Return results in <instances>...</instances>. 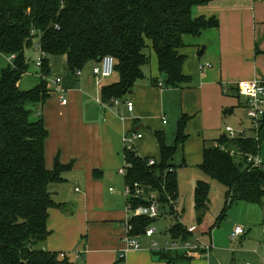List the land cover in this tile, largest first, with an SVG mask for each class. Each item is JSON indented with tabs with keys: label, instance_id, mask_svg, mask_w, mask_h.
Masks as SVG:
<instances>
[{
	"label": "trees",
	"instance_id": "16d2710c",
	"mask_svg": "<svg viewBox=\"0 0 264 264\" xmlns=\"http://www.w3.org/2000/svg\"><path fill=\"white\" fill-rule=\"evenodd\" d=\"M209 1L0 0V54L14 56L12 65L0 73V264H66V258L59 261L58 255L41 249L48 236L47 210L61 208L52 200L49 186L63 183L62 174L72 168V163L61 165L58 161L52 170L45 168L48 131L41 107L50 92L45 80L52 75L49 58L65 57L69 73L75 74L91 62L112 56L119 82L101 91V101L110 103L133 91L149 65L152 49L163 86L182 89L192 80L182 73L185 57L178 51L184 46L183 36L197 37L204 30L218 28L215 19L192 15L194 7ZM36 43L42 53L40 83L32 90L21 91L19 82L29 66L24 53ZM150 83L156 86L159 79L153 78ZM233 110L223 109V116ZM189 119L182 115L178 120L174 146L167 147L164 138L157 135L158 158L125 153V162L130 165L125 184L137 182L156 193L163 209L168 198H177L171 161L177 146L187 139ZM258 133V138H230L225 134L213 144L203 143L199 169L226 188L228 207L238 203L264 205V171L246 162L248 155L258 154L263 143L264 114ZM150 159L155 163L147 166ZM208 192L205 182L196 183L194 208L198 214L208 208ZM154 223L147 218L133 219L131 234L141 237ZM167 233L183 240L192 235L179 222ZM169 254L159 253L161 258Z\"/></svg>",
	"mask_w": 264,
	"mask_h": 264
},
{
	"label": "crops",
	"instance_id": "0c3cea01",
	"mask_svg": "<svg viewBox=\"0 0 264 264\" xmlns=\"http://www.w3.org/2000/svg\"><path fill=\"white\" fill-rule=\"evenodd\" d=\"M192 15L213 18L218 28L204 30L197 37L183 36L184 46L178 51L185 57L182 73L192 80L182 89L163 86L152 49L143 78L132 92L117 99L119 104L101 101L102 89L119 82L116 72L97 85L92 69L99 62L89 63L77 76L69 73L65 57L49 58V78L61 77L59 87L65 91L67 103L61 105L59 96L50 89L41 107L48 131L45 168L52 170L56 161L61 165L72 163V168L62 174L63 183L49 186L52 200L61 208L47 210L48 236L41 249L56 255L67 253L66 264H120L118 255L124 253L126 235L125 182L118 173L125 157L123 135L140 133L142 137L133 143L134 153L140 158H158L157 135L164 138L167 147L174 146L177 122L187 115V139L177 146L171 163L175 167L188 163L198 166L204 141L213 144L226 134L225 128L222 132L219 129L220 124L231 116L240 121L245 118L238 84L264 79V0H210L207 5L194 7ZM201 46L205 51L198 57ZM207 64L209 67L204 66ZM153 78L159 79L156 86L150 83ZM125 101L133 104L132 112L126 109ZM230 108L233 112L224 117L222 110ZM250 132L244 135L253 137ZM263 149L264 140L258 152L264 165ZM176 202L178 205V194ZM214 232L211 230L208 236L212 244ZM245 235L246 231L237 239ZM140 243L141 250L125 253L121 263L217 264L220 258L215 248L208 258L173 253L168 259L161 258L149 251V239L140 237Z\"/></svg>",
	"mask_w": 264,
	"mask_h": 264
},
{
	"label": "rangeland",
	"instance_id": "374dc122",
	"mask_svg": "<svg viewBox=\"0 0 264 264\" xmlns=\"http://www.w3.org/2000/svg\"><path fill=\"white\" fill-rule=\"evenodd\" d=\"M24 57L29 66L20 79L19 89L29 91L40 83V68L36 65L40 61L39 50L34 46L28 48ZM8 65L5 56L0 54V73ZM58 70L56 68L57 74ZM36 115L37 111L34 116ZM239 119L234 116L227 117L219 129L222 132L225 126H229L250 135L249 122L245 118L243 122ZM199 165L188 163L186 166L175 167L179 203L173 216L164 215L155 221L154 226L162 234L158 238H167L168 229L176 222L191 231L192 235L200 236L202 240L207 239L213 230V246L220 253L217 264H264V230L261 227L264 223V205L238 203L226 206V188L218 181L206 177L200 171ZM198 181L205 182L209 189L208 208L199 214L194 208V189ZM236 226L246 231V235L230 242L228 234Z\"/></svg>",
	"mask_w": 264,
	"mask_h": 264
},
{
	"label": "built area",
	"instance_id": "2783aa9c",
	"mask_svg": "<svg viewBox=\"0 0 264 264\" xmlns=\"http://www.w3.org/2000/svg\"><path fill=\"white\" fill-rule=\"evenodd\" d=\"M55 29L59 28L55 26ZM35 33L34 31L31 34ZM34 47L39 50L40 53V44H34ZM41 56L40 53V61L36 64L39 68L41 66ZM14 56L11 55L9 57H5V60L8 64L12 65V61ZM114 64L115 60L112 56H104L99 60V65L92 69V74L94 76L95 82L97 85L100 84L101 80L104 78L110 77L114 72ZM209 67V65H204ZM80 71H77L75 75H79ZM45 80L50 84L51 91L56 93L59 96L60 104L65 105L67 103V99L65 97L66 93L63 89L59 87L61 82V77L54 78H45ZM238 94L243 98V105L241 107L242 114L249 122V127L254 133L253 137L258 138V128L259 121L264 114V79L254 78L247 81H242L238 84ZM98 103L103 104L100 100H97ZM110 103L119 104L118 100H111ZM126 109L128 112L133 111V104L130 101L124 102ZM165 124L166 121L163 120ZM225 133L230 138H235L238 136L246 137L242 131H236L233 128L226 126ZM142 135L140 133H132L129 135H123L122 143L124 146L125 153L133 152V143L134 141L140 139ZM135 154V153H134ZM136 155V154H135ZM137 156V155H136ZM246 162L251 166V168H263V162L258 154L256 155H248L246 157ZM155 161L150 159L147 162V166L154 165ZM130 167L128 163L125 162L118 170V173L123 177L126 176L127 169ZM112 191V189H110ZM122 195L125 201V219L123 222V227L126 232L124 237L125 250L124 253H119L118 259L120 264L124 258L125 253L129 251H139L141 250L140 237L133 236L132 232V220L136 218H147L149 220L156 221L159 217L164 215H169V210H172L175 213L177 202L176 199L168 198V205L166 209L161 208V203L158 199L156 193L146 191V188L135 182L133 184H125L122 190ZM136 201H139L140 204H135ZM172 215V214H171ZM174 215V214H173ZM172 215V216H173ZM264 230V223L261 225ZM192 233V232H191ZM244 234V230L241 227H234L230 240L235 241L237 237ZM161 235L158 228L154 226V224L149 225L144 234L141 237H145L150 240L149 243V251L152 253H174L178 255H182L184 257H205L208 258L213 250V244L210 241L209 237L207 240H202V238L198 236L191 235V237L187 240H183L180 237L173 238L168 234L167 238L160 240L158 236ZM60 259H65L67 257V253L58 254ZM74 257L78 258V253H74Z\"/></svg>",
	"mask_w": 264,
	"mask_h": 264
},
{
	"label": "water",
	"instance_id": "95a60500",
	"mask_svg": "<svg viewBox=\"0 0 264 264\" xmlns=\"http://www.w3.org/2000/svg\"><path fill=\"white\" fill-rule=\"evenodd\" d=\"M205 51V46H201L199 52H198V57H202Z\"/></svg>",
	"mask_w": 264,
	"mask_h": 264
}]
</instances>
